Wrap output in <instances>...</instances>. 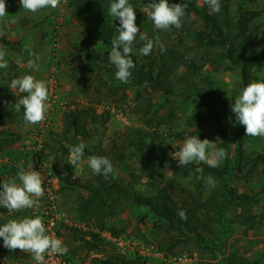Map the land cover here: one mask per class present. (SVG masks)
I'll return each mask as SVG.
<instances>
[{
    "label": "rangeland",
    "instance_id": "374dc122",
    "mask_svg": "<svg viewBox=\"0 0 264 264\" xmlns=\"http://www.w3.org/2000/svg\"><path fill=\"white\" fill-rule=\"evenodd\" d=\"M69 2L70 0H60L56 9L46 8L31 13L21 8L19 0H5L7 15L0 21V37L8 42L19 43L21 49L16 51L0 45V51L5 53L3 62L7 65L6 68H0V100L7 95L23 94L11 89L10 82L14 78L32 75L46 83L49 108L44 121L36 125L25 123L22 112H16L13 108H0V138L6 141L0 152V176L5 182L15 181L19 185L21 182L17 173L21 165L28 170V166L33 164V170L39 172L35 163L39 161L43 164L42 168L47 171L45 173H49V186L59 199L60 238L76 264H96L97 261L98 264L118 254L127 260L139 258L137 262L140 264H226L230 257L240 264H264V220L260 217L264 214V196L253 209L258 216L253 230L245 231L237 223L236 215L240 207L234 204L227 211L226 224L215 227L211 237L205 235L210 248L205 244L198 245L196 241L185 240L186 242H177L171 251L162 250L164 247L160 240L164 230L155 227L154 217L147 208L139 207L124 210L107 219L109 228L122 231L117 240H112L108 232H104L101 235L104 246L91 252L83 247L78 236L96 230L91 224L80 229L83 224L75 210L78 198L88 197V188L96 183L97 175L93 174L87 163L93 151H99L111 161L116 180L127 191L152 196L155 191L144 177V160H141L139 153L126 146V137L132 130L148 132L151 136V140H148L150 146L161 144L171 158L183 146L186 138L194 136L192 134L197 128L202 132L198 139L215 142L217 148L221 140L211 124L190 126V117L195 113V107L190 102L183 101V85L178 83L188 72L186 63L181 64L171 77L174 93L170 99L144 86L125 89V102L120 100L122 89L112 99L101 95L103 93L83 94L77 86L75 70L83 65L80 49L86 28L75 18V8ZM238 2L239 0H230L232 23ZM196 5L202 8L204 0H196ZM244 8L260 13L254 20L255 25H260L258 40L248 54L264 59V0L246 3ZM135 22L141 33L146 35L151 22L146 3L136 12ZM197 26L200 28L201 22ZM150 54L156 56L157 51L153 48ZM30 60L38 65V70L28 66ZM204 71L224 100H229L232 92L239 90L240 80L236 71H226L212 65H207ZM194 81L199 82L197 78ZM259 81H264V69L258 68L252 71V82ZM137 93L150 100V114L140 113L135 108ZM90 108L96 114L95 123L90 121L88 124L90 138H76L68 133L65 135V115L73 110L86 111ZM81 142L86 146L84 155L81 163L73 167L67 162L70 156L69 146H76ZM263 152L264 137H251L250 143L244 147V154L250 158ZM121 154L126 157L121 158ZM195 182L192 174L180 178L171 169H165L157 186L166 187L172 198L180 203L183 190L193 191ZM229 184L238 194L256 198L264 190V164L258 166L253 178L246 180L240 175L234 177ZM35 209L36 207L26 208L8 214L6 208L0 207V226L11 219L32 218L31 213ZM71 218L78 225L67 228L65 220ZM72 230H77V234ZM120 242L127 246L125 254L119 252L117 245ZM0 264H34V260L31 254L19 249L10 251L0 244Z\"/></svg>",
    "mask_w": 264,
    "mask_h": 264
},
{
    "label": "trees",
    "instance_id": "16d2710c",
    "mask_svg": "<svg viewBox=\"0 0 264 264\" xmlns=\"http://www.w3.org/2000/svg\"><path fill=\"white\" fill-rule=\"evenodd\" d=\"M112 2L115 0L69 2V5L75 8V18L86 28L80 49L83 65L79 70H75L77 86L81 88V92L85 95L90 92L94 95L103 93L101 95L112 99L122 89L120 100L125 102L127 99L125 89L131 86L140 88L144 86L170 99L174 93L171 77L181 64L186 63L188 72L178 80V83L183 85V101L190 102L195 107V113L190 117V126L213 125L215 133L221 140L218 148L225 149L227 157L215 168L205 163H190L178 167L177 160L171 158L161 144L150 146L148 140L151 136L148 132L132 130L126 137V146L139 153L141 160H144V177L155 193L152 196H143L127 191L116 180L115 172L108 177L97 175L94 186L88 188V197H79L75 210L80 223L82 221V227L91 224L96 230L78 236L83 242V247L91 252L104 246L105 242L101 236L104 232H108L111 238L118 239L122 231L109 228L107 219L133 207L147 208L154 217L155 227L164 230L160 244L165 251L173 250L177 242H186L185 240L209 246L210 242L205 235L211 237L215 227L226 224L227 211L234 204L240 207L236 215L237 223L242 225L245 231L253 230L258 218L253 209L263 199L264 190L255 198L238 194L229 182L240 175L246 180L253 178L258 166L264 164V152L254 158L244 154V147L250 143L251 136H245L243 125L236 122L230 107L240 91L252 83V71L264 69V59L248 54L258 40L260 25H255L254 20L260 13L246 10L244 7L246 3H253L255 0H239L233 23L230 0H220V11L216 13L206 4L202 8L197 7L196 0H168L170 5L176 3L187 5L182 26L179 29L172 27L167 31H161L155 30L152 21L150 22L146 37L154 41L159 38V44H154L153 47L157 55L137 54L146 42L140 40L138 35L131 56L135 67L130 70L132 75L128 83H121L115 78L116 68L108 61L111 40L118 35L116 27H119V20L113 19L108 13ZM151 2L152 0H128L135 13L145 3L147 5ZM155 2L158 3L159 0ZM200 22L199 28L197 24ZM0 45L16 51L21 49L19 43L8 42L1 37ZM160 45L164 51L160 50ZM207 65L238 73L240 87L239 90L232 92L229 100H224L213 87L212 81L204 71ZM193 78H197L199 82ZM103 89L105 92H102ZM23 95L26 93L5 96L0 100V108L4 110L12 108L11 106ZM135 102L137 111L143 114L151 113L150 100L144 98L142 94L135 97ZM144 108L146 110H143ZM20 112L23 113V108ZM95 118L96 114L91 108L86 111H70L65 115L64 134H72L76 138H90L88 124L90 121L95 123ZM193 133L192 135L197 138L202 135L198 128ZM4 144L6 141L0 138V152ZM92 153V156H104L99 151ZM125 157L121 154V158ZM198 167L203 169L202 177L196 172ZM165 169H171L180 178L192 174L196 180L193 191L183 190L180 203L172 198L166 187L157 186V182L163 178ZM209 176L215 181L214 187L206 183ZM3 182L5 180L0 176V183ZM181 210L186 212V220L179 217L178 212ZM260 217L264 220V214ZM72 231L77 234V230ZM86 238L91 240H85ZM215 243L216 241L213 245ZM0 244L3 245L2 238ZM118 255L98 264H140L137 262L139 258L127 260ZM70 258L73 259L71 256ZM233 259L230 257L226 264H240Z\"/></svg>",
    "mask_w": 264,
    "mask_h": 264
},
{
    "label": "clouds",
    "instance_id": "9594fccd",
    "mask_svg": "<svg viewBox=\"0 0 264 264\" xmlns=\"http://www.w3.org/2000/svg\"><path fill=\"white\" fill-rule=\"evenodd\" d=\"M19 3L22 9L36 13L41 9H56L60 0H19ZM204 4L214 13L220 11V0H204ZM186 7V4L180 3L170 5L168 0H159L158 3L152 0L146 5V11L155 30L167 31L172 27L179 29L182 26ZM108 13L113 19L119 20V27H116L118 35L111 40L108 61L116 68L115 78L121 83H128L132 75L130 70L135 67L131 56L137 36L139 35L140 40L146 41L137 54L145 56L150 54L154 44H159V38L154 41L141 33L135 23L136 13L128 0H115L110 4ZM6 15L5 0H0V21H3ZM160 50L164 51L162 45ZM4 55L5 53L0 51V68L7 67L3 62ZM28 66L38 70V65L32 60L28 62ZM10 88L19 93H26L11 106L16 112H20L23 108L25 123L31 125L42 123L49 108V90L46 83L35 79L32 75H24L14 78L10 82ZM230 107L236 122L243 125L245 136L264 137V81L247 84ZM85 147L83 142L69 146L70 156L67 162L73 167L78 166ZM226 157L225 149L217 148L215 142L208 139L201 140L197 136L186 138L183 146L173 156L177 160L178 167L190 163H205L213 168L219 167ZM87 163L96 175L108 177L115 172L113 164L105 156H89ZM196 172L202 177V168H196ZM17 178L21 182L19 185L15 181L0 183V207L6 208L11 213L39 207V198L44 195L40 173L33 170V164L28 166V170L21 165ZM206 183L215 186V181L210 176L206 178ZM178 215L183 220L187 218L184 210L179 211ZM46 233L47 229L41 217L11 219L0 226L3 246L10 251L19 249L21 252L31 254L36 264H44L46 253L55 256L64 255L68 251L60 239Z\"/></svg>",
    "mask_w": 264,
    "mask_h": 264
},
{
    "label": "built area",
    "instance_id": "2783aa9c",
    "mask_svg": "<svg viewBox=\"0 0 264 264\" xmlns=\"http://www.w3.org/2000/svg\"><path fill=\"white\" fill-rule=\"evenodd\" d=\"M43 164L41 162H36L35 166L39 167V173L43 180L42 187L44 188V195L43 197L39 198V207H36L32 218L35 217H41L43 220V223L47 229V233L49 235H52L54 238H60V221H61V214H59V199L56 196L55 192L51 190L49 183L50 180L48 179L49 173H45L46 169L42 168ZM47 172V171H46ZM34 199H36L34 197ZM65 225H67V228H73L76 227V224L74 220H65ZM80 228H83L82 226ZM109 236V235H108ZM111 238V236H109ZM112 240H117L113 239ZM117 243V242H115ZM63 245V243H62ZM119 247V252L121 254H125L127 252V246L123 245L121 242L117 245ZM34 264L36 262L34 261ZM44 264H76L73 259L70 258L68 253H65L64 255H55V256H49L47 253L44 257Z\"/></svg>",
    "mask_w": 264,
    "mask_h": 264
},
{
    "label": "crops",
    "instance_id": "0c3cea01",
    "mask_svg": "<svg viewBox=\"0 0 264 264\" xmlns=\"http://www.w3.org/2000/svg\"><path fill=\"white\" fill-rule=\"evenodd\" d=\"M8 214H11V212H9Z\"/></svg>",
    "mask_w": 264,
    "mask_h": 264
}]
</instances>
